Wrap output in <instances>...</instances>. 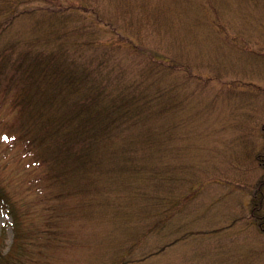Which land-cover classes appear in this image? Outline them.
<instances>
[{"label":"rangeland","instance_id":"374dc122","mask_svg":"<svg viewBox=\"0 0 264 264\" xmlns=\"http://www.w3.org/2000/svg\"><path fill=\"white\" fill-rule=\"evenodd\" d=\"M140 4L139 19L144 10L148 18L132 38L121 32V67L136 72L141 58L161 60L156 52H163L164 63L174 66L158 72L160 84L171 101L174 92L181 100L166 113V128L150 136L140 118L132 120L139 125L114 139L118 145L120 136H137L141 146L115 148L93 178L53 184L19 148L0 141V184L26 236L24 254L12 262L264 264V230L250 215L252 185L264 176L255 158L264 151V0ZM28 23L21 18L10 32L26 31ZM159 116L145 118L152 124ZM10 117L3 102L0 122ZM125 137L123 144L130 141ZM129 152L136 164L122 161ZM261 206L264 212V185ZM12 222L0 206L1 254L11 246Z\"/></svg>","mask_w":264,"mask_h":264},{"label":"trees","instance_id":"16d2710c","mask_svg":"<svg viewBox=\"0 0 264 264\" xmlns=\"http://www.w3.org/2000/svg\"><path fill=\"white\" fill-rule=\"evenodd\" d=\"M100 3L0 0V105L6 102L11 116L0 122V141H8L10 149L19 148L20 156L40 168L39 175L53 184L93 178L123 145L137 150L141 146L137 136H120L118 145L114 138L139 123L149 136L155 127L166 128V113L181 100L174 92L171 101L167 87L160 84L158 72L167 73L174 66L164 63L163 52H156L161 60L149 55L141 58L135 64L136 72L121 67L116 55L122 43L118 42L126 38L121 32L130 37L141 32L139 25L148 18L144 10L139 19L138 11L143 7L140 0ZM75 12L79 17L74 23L71 21ZM21 18L29 21L28 29L11 33ZM107 33L110 36L103 38ZM151 114L163 116L151 124L145 118ZM137 118L139 123L133 125L132 120ZM259 130L264 138V122ZM124 137L130 139L127 144L121 142ZM159 139L165 142L163 137ZM150 142L146 140L145 146L150 147ZM132 154L123 156L122 161L136 164L138 160ZM255 158L264 167V151L256 152ZM263 185L262 175L252 185L250 210L262 230ZM168 192L167 189L162 196ZM0 206L8 208L13 220V240L6 252H0V264H17L12 258L24 254L26 236L20 237L18 215L1 184Z\"/></svg>","mask_w":264,"mask_h":264}]
</instances>
